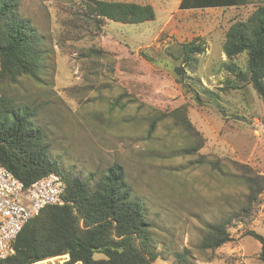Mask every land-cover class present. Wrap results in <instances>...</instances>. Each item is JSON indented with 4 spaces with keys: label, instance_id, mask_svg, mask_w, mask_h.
I'll list each match as a JSON object with an SVG mask.
<instances>
[{
    "label": "rangeland",
    "instance_id": "obj_1",
    "mask_svg": "<svg viewBox=\"0 0 264 264\" xmlns=\"http://www.w3.org/2000/svg\"><path fill=\"white\" fill-rule=\"evenodd\" d=\"M115 1L150 4L156 19L138 25L105 20L99 29L83 16L82 0H21V13L45 38L49 53L41 79L47 87L24 80L17 86H0V95H29L46 103L39 119L51 135L54 155L63 159L66 169L88 177L114 162L125 166L128 181L157 229L156 244L163 254L154 264H176L175 255L185 251L191 258L188 264H262L261 244L250 232L264 236V192L248 215L232 222L229 243L214 252L199 249L205 226L238 211L243 203L241 199L224 202L220 196L226 191L220 193L219 179L212 181L213 189L206 187L207 167L197 162L204 156L227 165L231 173H237V162L264 175V104L251 85H228L227 80L235 77L222 68L227 60L222 52L227 30L233 22L247 19L264 0L200 10L179 9L181 0ZM197 38L198 43L205 42L206 51L185 67L183 85L174 72L176 65L181 66L175 57L181 44ZM91 48L112 55L114 74L108 73L106 61L96 67L83 57ZM238 62L245 70L246 57ZM108 81L115 93L125 92L137 101L131 109L141 108L136 130L120 125L119 113L108 116ZM194 92L200 94L201 106ZM182 106L204 145L193 156L169 158L164 149L168 142L184 143L172 121L161 123L151 141L138 132L152 115ZM232 183L233 193L241 198L243 187L235 179ZM68 260L69 255H64L43 262Z\"/></svg>",
    "mask_w": 264,
    "mask_h": 264
},
{
    "label": "trees",
    "instance_id": "obj_2",
    "mask_svg": "<svg viewBox=\"0 0 264 264\" xmlns=\"http://www.w3.org/2000/svg\"><path fill=\"white\" fill-rule=\"evenodd\" d=\"M82 2L83 16L99 29L105 20L138 25L156 19L155 8L150 4L115 0ZM247 3L248 0H181L179 9L231 8ZM20 9L21 0H0V86H17L26 80L46 90L47 84L41 79L43 61L49 53L45 38ZM199 40L180 45L175 59L181 61V66L176 65L174 70L180 84L185 85V67H190L194 57L206 51L205 42L198 43ZM222 52L227 58L222 68L235 77L227 80V84L234 88H241L242 83L251 85L264 104V5L257 6L247 19L231 24ZM170 56L174 58L175 53ZM241 56L246 57L245 70L238 62ZM83 57L96 67L100 61H106L108 73H115V60L103 49L91 48ZM114 90L108 81V116L119 113L121 124L118 123L136 130L141 108L132 112L137 101ZM194 97L201 106L200 94L194 92ZM45 106L46 103H38L29 95H0V164L14 173L25 188L53 173L62 176L66 184L64 204L48 206L32 219L14 242L13 254L0 264H35L64 255L70 257L66 264H154L163 254L156 244L157 229L148 220L144 201L128 181L125 166L114 162L88 177L66 169L63 159L54 155L51 135L39 119ZM168 120L173 122V129L181 131L184 141L182 146L181 142H168L164 149L170 153L169 158L197 154L204 138L188 119L186 106L152 115L142 122L138 133L151 141L157 137L160 124ZM197 163L207 167L206 187L213 189L212 181L219 179L223 182L218 186L220 193L226 191L220 196L223 201L241 199L243 203L238 211L205 226L199 249L214 252L231 241L232 222L248 215L263 194L264 175L237 162L234 163L237 173H231L227 165L221 166L204 156ZM233 179L243 187L241 198L233 193ZM250 235L261 244L259 260L264 264V236L255 232ZM98 254L102 258H96ZM175 256L176 264L191 261L187 251Z\"/></svg>",
    "mask_w": 264,
    "mask_h": 264
},
{
    "label": "built area",
    "instance_id": "obj_3",
    "mask_svg": "<svg viewBox=\"0 0 264 264\" xmlns=\"http://www.w3.org/2000/svg\"><path fill=\"white\" fill-rule=\"evenodd\" d=\"M65 189L62 176L54 173L25 188L14 173L0 164V261L13 254L17 237L42 210L64 204ZM41 263L47 262L35 264Z\"/></svg>",
    "mask_w": 264,
    "mask_h": 264
},
{
    "label": "crops",
    "instance_id": "obj_4",
    "mask_svg": "<svg viewBox=\"0 0 264 264\" xmlns=\"http://www.w3.org/2000/svg\"><path fill=\"white\" fill-rule=\"evenodd\" d=\"M126 2V1H125ZM193 10H198V9H193ZM200 10V9H199Z\"/></svg>",
    "mask_w": 264,
    "mask_h": 264
}]
</instances>
